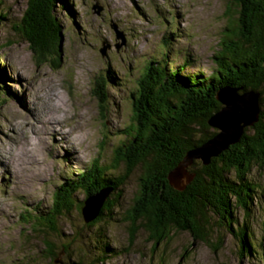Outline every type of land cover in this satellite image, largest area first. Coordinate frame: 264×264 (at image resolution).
Listing matches in <instances>:
<instances>
[{
	"label": "rangeland",
	"instance_id": "obj_1",
	"mask_svg": "<svg viewBox=\"0 0 264 264\" xmlns=\"http://www.w3.org/2000/svg\"><path fill=\"white\" fill-rule=\"evenodd\" d=\"M27 3L0 0V72L6 73L0 86V264H50L34 220L50 210L60 186L95 160L105 169L113 165L146 67L164 61L171 69L185 67L183 75L209 76L221 37L231 17L238 18L235 0H69L71 15L57 12L64 24L61 63L38 65L17 31ZM113 24L125 35L121 48ZM103 79L102 108L96 92ZM141 174L138 168L129 176L112 213L94 227L77 208L86 196L78 191L72 212L56 224L60 234L50 233L47 240L57 249L73 243L71 261L85 264H264L262 172L254 169L249 176L257 187L249 211L235 210L234 227L247 226L254 249L244 256L239 239L217 218L211 220L216 228L210 239L223 241L218 250L187 233L154 250L143 229L130 244L127 216L136 206ZM107 246L114 251L108 256L102 254Z\"/></svg>",
	"mask_w": 264,
	"mask_h": 264
},
{
	"label": "trees",
	"instance_id": "obj_2",
	"mask_svg": "<svg viewBox=\"0 0 264 264\" xmlns=\"http://www.w3.org/2000/svg\"><path fill=\"white\" fill-rule=\"evenodd\" d=\"M235 2L238 18L231 17L221 37L219 50L213 57L212 74L183 75L185 67L171 69L164 61L151 62L137 82L131 124L123 133L124 142L115 151L113 165L105 169L95 160L75 180L68 179V183L60 186L50 210L34 220L41 227L39 232L50 264H55L61 253L64 263L85 264L82 260L71 261L73 243L57 249L47 240L50 233L60 234L56 224L59 218L72 212L74 195L78 191L86 195L77 205L84 220V202L88 197L105 188L111 190L97 219L89 224L84 221L94 227L104 220L106 212L112 213L122 197V187L138 168L142 173L139 195L136 206L127 216L130 244L139 229H143L155 243L154 250L179 233L190 234L195 241L218 250L223 241L210 239L216 228H212L211 220L217 218L220 225L239 239L241 256L253 253L247 226L242 229L234 225L238 224L235 210L241 207L249 211L257 190L249 176L254 169L264 174V0ZM71 10L69 0H28L17 31L28 43L38 65L59 66L61 63L64 24L57 12L71 15ZM0 19H4L2 14ZM165 42L168 45L167 39ZM5 77L6 73L0 72V86H5ZM105 83L104 79L98 82L96 92L102 108L107 99H102L104 93L100 88H104ZM230 87L242 89L241 93L260 94L259 122L245 129L240 142L213 158L208 166L196 161L189 168L195 175L192 182L183 191L176 190L169 181L170 173L190 151L217 134L218 130L209 125V120L223 107L217 100L218 92ZM3 90L9 92L4 87ZM110 170L117 173L105 175ZM118 190L120 192L116 193ZM108 252L114 253L107 246L102 254ZM64 256L69 257L65 260ZM105 257L97 262L101 263Z\"/></svg>",
	"mask_w": 264,
	"mask_h": 264
},
{
	"label": "water",
	"instance_id": "obj_3",
	"mask_svg": "<svg viewBox=\"0 0 264 264\" xmlns=\"http://www.w3.org/2000/svg\"><path fill=\"white\" fill-rule=\"evenodd\" d=\"M112 29L116 33L117 39L122 41L117 48L125 46L127 41L124 33L118 30L116 24L112 25ZM108 49V46L101 49L103 57L106 56ZM241 91L243 90L240 88L230 87L218 92L217 100L223 104V107L220 112L209 120V125L218 132L201 147L190 151L177 168L170 173L169 181L173 188L183 191L195 177L194 174L189 172V168L196 161H202L204 165L208 166L213 158L218 157L230 146L238 144L244 135L245 129L254 127L259 122L261 113L260 94L254 91H244L242 93ZM110 193V189H102L99 193L88 197L84 202L83 216L87 224L97 219ZM62 255L63 253L55 261V264H67L62 261Z\"/></svg>",
	"mask_w": 264,
	"mask_h": 264
},
{
	"label": "bare ground",
	"instance_id": "obj_4",
	"mask_svg": "<svg viewBox=\"0 0 264 264\" xmlns=\"http://www.w3.org/2000/svg\"><path fill=\"white\" fill-rule=\"evenodd\" d=\"M57 110V109H56ZM58 111H59V108H58ZM43 117H41V119L40 120H44V121H48V120H50V119H42ZM60 126V125H59ZM60 131H61V129H59ZM55 133H59L60 134V132H58V131H56ZM60 135H62V134H60Z\"/></svg>",
	"mask_w": 264,
	"mask_h": 264
}]
</instances>
